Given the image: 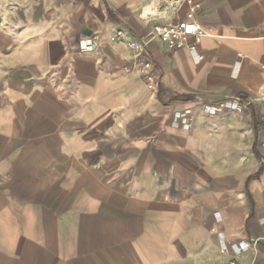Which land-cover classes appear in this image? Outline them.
I'll return each mask as SVG.
<instances>
[{"label":"crops","instance_id":"crops-1","mask_svg":"<svg viewBox=\"0 0 264 264\" xmlns=\"http://www.w3.org/2000/svg\"><path fill=\"white\" fill-rule=\"evenodd\" d=\"M262 142L264 0H0V264H264Z\"/></svg>","mask_w":264,"mask_h":264},{"label":"built area","instance_id":"built-area-1","mask_svg":"<svg viewBox=\"0 0 264 264\" xmlns=\"http://www.w3.org/2000/svg\"><path fill=\"white\" fill-rule=\"evenodd\" d=\"M197 4H193L190 1V7L186 15V19L180 20L175 23H158L153 26L152 32L149 37L142 39H136L132 36H128L126 42L128 47L132 50L142 52L146 46L150 37H156L162 41L168 50H176L188 45V40L193 39V44L188 45L190 49L195 50L196 45L199 43L200 38L205 34L204 27L194 18ZM117 35L119 37H125L123 30H118ZM141 73L146 82L148 89H156L155 76L152 70L150 62H144L142 65ZM228 102H233L240 105L243 108H247L252 100L249 97H241L238 95L229 96L225 100H221L218 104L219 109L227 108ZM260 152L264 155V142L260 145ZM244 244L237 246V254L242 250ZM223 264H241L237 258H233Z\"/></svg>","mask_w":264,"mask_h":264},{"label":"water","instance_id":"water-1","mask_svg":"<svg viewBox=\"0 0 264 264\" xmlns=\"http://www.w3.org/2000/svg\"><path fill=\"white\" fill-rule=\"evenodd\" d=\"M147 10L144 12V14L142 15L143 17L146 16Z\"/></svg>","mask_w":264,"mask_h":264},{"label":"rangeland","instance_id":"rangeland-1","mask_svg":"<svg viewBox=\"0 0 264 264\" xmlns=\"http://www.w3.org/2000/svg\"><path fill=\"white\" fill-rule=\"evenodd\" d=\"M148 13H150V10H148L146 14H148Z\"/></svg>","mask_w":264,"mask_h":264}]
</instances>
